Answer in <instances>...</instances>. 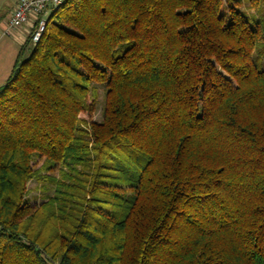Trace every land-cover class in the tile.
<instances>
[{"label": "trees", "instance_id": "trees-1", "mask_svg": "<svg viewBox=\"0 0 264 264\" xmlns=\"http://www.w3.org/2000/svg\"><path fill=\"white\" fill-rule=\"evenodd\" d=\"M0 264H264V0L53 10L0 86Z\"/></svg>", "mask_w": 264, "mask_h": 264}, {"label": "built area", "instance_id": "built-area-1", "mask_svg": "<svg viewBox=\"0 0 264 264\" xmlns=\"http://www.w3.org/2000/svg\"><path fill=\"white\" fill-rule=\"evenodd\" d=\"M65 0H18L10 21L5 29V36H13L15 31L31 25L28 37L31 42H39L47 25V17Z\"/></svg>", "mask_w": 264, "mask_h": 264}, {"label": "rangeland", "instance_id": "rangeland-1", "mask_svg": "<svg viewBox=\"0 0 264 264\" xmlns=\"http://www.w3.org/2000/svg\"><path fill=\"white\" fill-rule=\"evenodd\" d=\"M11 2H12V0H0V37H1V34L5 32L4 29L1 28V25L3 23H6L7 21H9V19L12 16L11 15L12 14V9H11L12 3ZM244 7H242V9H244ZM5 37L6 38L0 39V54L2 56V54L6 53V55L0 59V74H3L7 71V66L9 65V62H10L9 57H11V54H12V53L9 54V51L6 52L10 46L8 47V44L5 46V43L10 41L9 39L12 36H10V37L5 36ZM3 45L5 46V49H4ZM27 54H28V52H27ZM27 54H25V57L28 56ZM99 91H100V99H99L97 111L91 117V119L93 121L101 120V107L103 105V88H102V86H99ZM82 117L89 118V116L87 114H83ZM42 163H43L42 158L37 159L34 162L35 169H38L42 165ZM44 174H46V172H43V175ZM43 185H44V182L38 181L36 179H33L32 181H30L27 184V188L29 189V193H28L27 198H28V201L30 202L31 205H39L41 202L44 201L46 195L52 194L51 189L48 190L47 194H45L46 190L43 188Z\"/></svg>", "mask_w": 264, "mask_h": 264}, {"label": "crops", "instance_id": "crops-1", "mask_svg": "<svg viewBox=\"0 0 264 264\" xmlns=\"http://www.w3.org/2000/svg\"><path fill=\"white\" fill-rule=\"evenodd\" d=\"M11 3H12V8L11 9H12V13H13L14 9L17 6L18 0H12ZM9 21H10V19H9ZM9 21H7L6 23H3L1 25V28L4 29V31L7 28V25L9 23ZM29 30H31V25L30 26L28 25V26L24 27L23 29H20L18 31H15V33L13 34V36L9 39L10 41H8V42L5 43V46L7 44H8V47L10 46L9 49L6 52L9 51V54L10 53H12V54H11V57H9V61L10 62H9V65L7 66V71L5 73H3V74H0V86H2L6 82V80L8 79V77L10 76V74L12 72V69L14 67L15 61L17 59V56L19 54V51H20L21 47L24 45V43L26 42V40H27V38L29 36L28 35ZM1 38H6L4 36V33L1 34L0 39ZM5 46H4V49H5ZM5 55H6V53L2 54V56L0 54V59L3 58V56H5Z\"/></svg>", "mask_w": 264, "mask_h": 264}]
</instances>
